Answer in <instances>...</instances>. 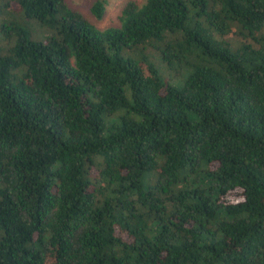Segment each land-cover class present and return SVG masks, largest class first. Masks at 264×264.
Listing matches in <instances>:
<instances>
[{"label": "trees", "instance_id": "1", "mask_svg": "<svg viewBox=\"0 0 264 264\" xmlns=\"http://www.w3.org/2000/svg\"><path fill=\"white\" fill-rule=\"evenodd\" d=\"M117 18L0 0V264H264V0Z\"/></svg>", "mask_w": 264, "mask_h": 264}, {"label": "rangeland", "instance_id": "2", "mask_svg": "<svg viewBox=\"0 0 264 264\" xmlns=\"http://www.w3.org/2000/svg\"><path fill=\"white\" fill-rule=\"evenodd\" d=\"M94 0H64L66 5L74 10L80 12L96 27L103 29L107 27L118 26V18L120 8L128 0H103L104 10L100 18H96L90 11L91 3ZM136 3H142L144 0H133ZM162 71V76L172 85L179 87L185 78V72L183 70H171L166 69V65H159ZM202 174L194 176L191 184H201L204 180Z\"/></svg>", "mask_w": 264, "mask_h": 264}]
</instances>
